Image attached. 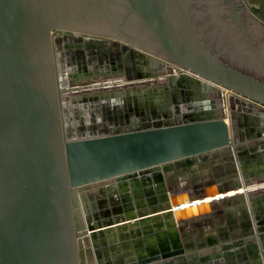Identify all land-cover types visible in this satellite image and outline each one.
Returning a JSON list of instances; mask_svg holds the SVG:
<instances>
[{"label":"water","instance_id":"1","mask_svg":"<svg viewBox=\"0 0 264 264\" xmlns=\"http://www.w3.org/2000/svg\"><path fill=\"white\" fill-rule=\"evenodd\" d=\"M124 1L144 27L149 41L147 47L132 44L134 51L150 62L164 61L183 74L201 79L202 83L218 86L264 108V73L234 65L235 56H223L199 45L196 28H187L190 19L182 12L186 0ZM213 1L217 5L222 2ZM51 4L47 1L38 4L37 0H0V264H85L87 254L97 247L105 228L114 224L91 223L94 217L86 216L82 206L85 192L87 196L101 191L106 194L109 191L104 188L106 183L129 184L167 168L197 164L208 157L216 164L220 153L225 156L231 148L234 152L239 150L236 125L231 131L217 111L215 116L205 111L193 120H183L186 114L183 112L175 122L162 125H150L146 119L145 125L127 126L105 136L65 139L61 104L64 92L57 82L51 33L76 31L80 26L51 17L40 23L38 15L36 20L29 16L34 10ZM232 5L235 17L246 14L260 28L256 32L264 33V22L248 1L240 0ZM210 10L217 14L216 7L215 12ZM216 14L215 18L222 17ZM229 28L233 34L235 29ZM106 36L125 41L116 35ZM39 50L43 52L41 58ZM184 76L179 80L167 78L161 85L149 79L154 83L145 85L143 82L147 80H141L142 77L150 76L136 79L120 75L116 77L119 80L111 81L124 83L112 88L110 95L106 93L107 87L94 89V83L88 85L87 91L80 86H69L67 92L77 89L78 96L72 97L75 104L113 96L124 103L152 101L162 89L167 92L174 85L185 90L191 88ZM108 79H101L99 85ZM239 172L243 179L239 178L240 181L235 174H230L218 180L204 176L208 179L196 184L172 186L171 203L166 205V211L171 213L173 208L169 206L175 207V217L180 222L202 208L211 206L217 210L221 203L231 206L241 202L248 187L257 181L243 167ZM242 188L245 192L241 194L220 197L205 206L182 208L183 204ZM247 196L256 213L258 192ZM183 254V250H171L142 264L162 258L177 261L175 257Z\"/></svg>","mask_w":264,"mask_h":264},{"label":"crops","instance_id":"2","mask_svg":"<svg viewBox=\"0 0 264 264\" xmlns=\"http://www.w3.org/2000/svg\"><path fill=\"white\" fill-rule=\"evenodd\" d=\"M246 1H248L251 7L256 9L257 17L264 22V0ZM176 72H178V70ZM180 74L185 75L184 77L187 79L190 78L193 80L190 81L192 85L188 90L197 93L196 98L199 104L205 107V110L202 112H210L212 116H215L216 111L217 113L219 112L221 114V119L225 118L228 122L229 129L232 131L234 128L233 118L236 119L239 116H244V114L241 112L236 113L232 110L230 97L227 96L228 93L225 92L224 103L221 94H218L219 96H217V99L219 100L215 102L213 98H211V94L219 93L222 88L218 86L215 88V85L213 86L206 82V84L203 85L199 78L197 79L186 73ZM198 81L200 83H198ZM198 84L199 86L196 88ZM210 89L214 91L211 92ZM159 93L161 94L160 97H164L166 90H161ZM92 102L93 101H88L87 103L91 106ZM130 102L134 103L135 101L131 100ZM254 110L256 116L253 118L260 119L258 124L259 126H263L264 121L261 119L264 117V111ZM134 119L140 124L144 123V119L142 118L135 116ZM241 138V144H248L247 147L255 146L254 142H258V156L262 159L261 161L257 163L250 162L248 166L244 168L245 166L243 167L242 164H239L238 157L235 153V162H233V165L225 162L223 160V154L220 153L218 159H216V163L218 164H214L211 168L209 167L207 170L208 173H204L205 175L210 174L211 177L214 178L213 180H218L230 174H235L238 180L239 178L243 180L242 177L239 176V171L243 167L245 173L252 174L251 177H253V174L258 177L261 176V178L258 179L259 182L257 181L256 184H251L241 202L235 205L226 206L221 203L220 208L217 210H213L211 206L202 208L198 210V212H195L193 216H187L183 221L179 222L175 217V212H171L174 213L171 215L168 212L162 211V209L166 208V202H168V200L169 203H171L169 195L171 187L168 184L164 192H162L163 197H159V204L162 207L159 212H153L151 210L154 196L145 193L146 189L143 187L139 189L132 188V190L129 188V193L132 198L127 204L123 201V197L127 192L123 193L124 191H119L118 187H116V189L119 193L113 194V198L111 194L110 198L109 196H102L100 199L101 206L100 203L97 202L95 209H97V213L101 214L103 217L104 213H109V217H111L112 220L110 218L107 220H111L110 222L114 224L111 227L105 228V233L99 237L98 264H142V262H146L153 256H163V254H166L171 249L183 250L184 254L175 257L176 259L178 258L177 261L172 260L173 258L169 260L162 258L155 263L145 264H264V149L262 145H260L261 142H264V133L260 136L253 135L248 137L245 135L244 137L241 136ZM248 153L251 155L252 152L249 151ZM197 170H199V168H197ZM199 172L200 174L198 172L195 174L194 171L193 175L192 172L190 173V166L185 164L175 168L171 175H176L178 179L177 186H182L185 183L196 184L202 180L208 179L207 177L204 178L201 171ZM251 180L253 179L251 178ZM141 185L146 186L144 184ZM137 192H141V194L137 195ZM232 192L233 194H231ZM243 192H245L243 188L241 191H230L224 194L226 195L224 198L230 196L229 194L233 196ZM254 192H258L255 205L256 213L253 212V209L247 201L249 198L247 194ZM218 196L219 195L210 196L204 201H196L194 206H198V204L205 206L206 203L213 201L206 202V200L214 199ZM108 198L109 202L113 201L112 203H116H114L115 205L112 207L120 208L119 211L113 212L111 210L112 212H103L105 206L103 201H106ZM96 201L97 199H91L90 203L93 205ZM183 205H189V203ZM126 207H129V211L126 210ZM169 207L172 208L171 206ZM191 207L192 206H189V208ZM168 214H170V216H168ZM128 220L130 221L128 222ZM101 225L104 226L106 224L104 223Z\"/></svg>","mask_w":264,"mask_h":264},{"label":"flooded vegetation","instance_id":"3","mask_svg":"<svg viewBox=\"0 0 264 264\" xmlns=\"http://www.w3.org/2000/svg\"><path fill=\"white\" fill-rule=\"evenodd\" d=\"M188 1L191 4V8L198 11V14L200 13L199 16H195V13L192 11L193 17L190 16V20L197 21L198 23H200L202 20L206 21L205 24L211 25H213V23L217 24V21L221 20L227 26L228 31H215L212 34V36L215 37L216 41H220L219 46L232 49L233 45H231V43L236 42L237 47H240L241 49L244 48L250 51L249 53L247 51V53H244V55H247L249 57L252 56L255 58L264 57V33L256 32L259 31L260 28L246 14H243L241 18L235 17V15H233L234 11L232 10V3L236 4L240 0H222L221 5H217V3H215L213 0ZM214 6L217 8V10L220 9L222 11V17L215 18L214 16H212V11L210 9L214 11ZM238 12L240 11L238 10L237 13ZM202 13L205 14V16H202ZM229 27L235 29V32L233 34H231V28ZM76 29L78 30H62V32H64V39L66 40V43L64 45V55H59L58 53H56V51L59 50V47H57L55 43L53 44L54 66L59 88H63L61 85L62 83H64L65 87H82L85 88V90L87 91L89 90L88 85H90L91 83H96L93 86H97L101 82V79H107L114 75H123L125 77L135 78L140 75L143 76L146 72L145 69H149L148 73H150L152 70H154V66H157L158 68V66L160 65L158 63L155 64L154 62H150L143 55L134 51L131 46L132 44H120L116 40H112L113 38L106 36H118V34L105 33L99 30H85L81 27H78ZM214 29H217V27H215ZM54 31H52L51 33L52 41L56 40L58 37L57 34L54 33ZM223 41H225L226 44L221 43ZM161 63L165 64L166 62L161 61ZM188 80L189 79H187L189 86L192 85L191 82H189ZM196 97V92L194 93L189 90L184 91L180 86L176 87L174 85L172 86V88H170L169 91L166 92L164 97L156 98V100H144L141 102L137 101L134 103L122 102V105H120L121 110L119 112L114 110L113 113H111L110 118L108 119L109 121H112L114 120V114L116 115V113H118L117 115H119V113H121L122 115H119L120 118L124 119L125 121L127 120L128 124H126L128 126H133L139 123L136 121V119H134L135 116L142 118L144 119V121H146V119H151V116L160 115L164 118L163 123L171 121L175 122L177 120V116L183 113V111H179V106L183 104H189V112L186 113L185 116H183V120H193L198 118L199 115L203 114L202 111L205 110V107L199 104L198 99ZM69 101V110L72 111L69 114H73L72 117L76 119H86L88 116V108L90 107V105L86 102L82 103L81 101H78L75 104L73 103L72 97H69ZM96 105L101 109V101H99ZM116 108L118 107H113L110 110ZM235 120L237 128L236 140L238 142L237 146L239 150L234 152L232 148L229 149V152H226V155L224 156L223 160L228 164L233 165V162H235V153L238 157L240 164H242L243 167L245 166L244 168H246V166H248L250 162L257 163L262 159H260V156H258L259 145L256 144L255 146L247 147L248 144H241V136H260L262 135V133H264V125L259 126L258 123L260 119L253 117L249 118L248 115L239 116ZM263 120L264 117L262 121ZM119 129H121V126H119L117 123L109 125V127H107L108 132ZM260 145H262L264 149V142H261ZM249 151L252 152L251 155L250 153H248ZM174 169L175 168H167L162 172H158L153 175L141 177L137 180L131 181V190L132 188H138L136 187V183L138 182L139 184L146 185L147 187L141 185V188L143 187L144 189H146L145 193H147L148 195L154 196L151 208L159 207L160 201L158 198H162V192H164L165 188L167 187V184L170 185V187L178 184V179L176 178V175H171ZM248 175L249 177L252 176V174ZM206 176L210 177L211 175L206 174ZM253 178H255L254 180H256L260 179L261 176L258 177L257 175L253 174ZM124 185L126 186L127 194L123 197V201L125 204H127L131 200L132 196L129 193V187H127L126 184ZM118 188L121 189V187ZM95 194L93 193L92 195V193H89L88 196L86 194L84 197H82V202L84 204L83 210L85 211L86 216L90 215V218L94 217L93 219H90L91 223H108L112 220V218L109 217V213H104L103 217L101 216V214L97 213L98 210L95 209L97 202H99L101 206V200L98 201L97 198L92 197ZM140 194L141 192H137V195ZM107 196H109L110 198V195ZM109 198L106 199V201H103L105 205L103 212H112L111 210H113V212L119 211L120 208L112 207L116 203H112L113 201L109 202ZM91 199H97V201L92 205L90 203ZM109 218L111 219L110 221L107 220ZM98 248L99 244L89 254H87L85 264H98Z\"/></svg>","mask_w":264,"mask_h":264},{"label":"rangeland","instance_id":"4","mask_svg":"<svg viewBox=\"0 0 264 264\" xmlns=\"http://www.w3.org/2000/svg\"><path fill=\"white\" fill-rule=\"evenodd\" d=\"M42 1H47V3H50V4L52 3V4L47 8H42V10L39 9L40 12L36 11V10H34L32 12L33 9L29 12V14H31V12H32V14L29 16L33 20H36L37 15H38L39 16L38 21L40 23H44L46 20L50 19V17L51 18H59L58 20L66 19L67 24L73 23L74 20H75V22L76 21L83 22L85 20V22H87V21L88 22L85 24L84 27H82L83 29L94 30V31L100 30L101 32H105V33L118 34L119 38L125 39V41H122V42L118 41L116 39H112V40H116L118 43H122V44L125 43L128 45L137 44V45L144 46V47H147L149 45L148 38L145 36L144 27L141 25V23H139L138 20H136L135 15L130 13L128 4L124 0H37L38 4H39V2H42ZM53 3H55V4H53ZM182 8H183V10H182L183 14L186 15L187 17H190V16L193 17V12L195 13L194 14L195 16L200 15V13L198 14V11L191 8V4L188 0L185 2V4L182 5ZM91 12H93V13H91ZM95 14L97 15V17ZM215 14L216 13H214L212 15L215 16ZM216 15L221 16L222 11L220 9H218ZM202 16H205V15L202 13ZM69 21H73V22H69ZM90 21L93 23L95 22V23L91 24V23H89ZM99 21H100V23H99ZM108 21L110 23H108ZM188 22H189L188 23L189 26H187V28H189L191 30L196 28V42L199 45L206 47L208 50H211L214 52L216 51L217 53H222L223 56H235V59L237 61L235 60L234 65H238L241 68H243V67L251 68V70H256L258 72L264 73V57L255 58L252 56L249 57L247 55H244V53L245 54L247 53V50L244 48L241 49L240 47H237L236 42L231 43V45H233L232 49L219 46L220 41H216L215 37H213V36L211 37V34H213L215 31H218V32H225L226 31L227 26L224 24L223 21H217V24L213 23V25L205 24L206 21H202V20L200 23H198L197 21H191V20L190 21L188 20ZM86 25L88 26V28ZM90 25L91 26L95 25V26H92V28H91V27H89ZM100 25H102V26L105 25V26H103V28H102V26H100ZM99 26L101 29H99ZM215 27H217V29H214ZM93 28H95V29H93ZM106 29H108L110 31H108ZM54 33L57 34V36H58L56 40H53V44L55 43L57 45V47H59V50L56 51V53H58L59 55L60 54L64 55L65 54L64 45L66 43V40L64 39V35H63L64 32H62V30H55ZM106 39H107V37H106ZM221 43L226 44L225 41H223ZM35 45H36V42L34 43V46ZM41 51H42V49H41ZM34 53L36 55L37 52L35 51ZM42 54H43V52H40V50H39V52H38L39 58L42 57ZM38 55L35 56L36 60H37ZM145 70L147 72V69H145ZM159 72H161V71H159ZM180 73H182V71L178 70V72H176V74L175 73L174 74H168L166 76V79L168 78L170 80V78H175L176 80H179L178 78L181 77ZM116 77H119V75L118 76L117 75L111 76L108 79L109 81H107L103 85L98 84L97 87L96 86L94 87V89L97 90L100 88L107 87V88H105L106 93H108V95H110L109 93L114 91L112 88L118 87L122 83H124V81L123 82L117 81L115 83L114 82L112 83V81H111L112 79L119 80V79H116ZM139 77L141 78L142 76L140 75V76H137L135 78L140 79ZM149 79H151V78H149ZM187 85H188V83H185V86H187ZM110 88H111V90H110ZM171 88H172V86H171ZM181 88H182V90L185 91V88H183V87H181ZM107 89H109L110 91ZM91 90H93V89H91ZM210 90H212V89H210ZM226 92L228 93L227 96L230 97L229 98L230 104H231L232 110L234 112H236V113L241 112L244 115H248L249 118H252V117L256 116L254 109L261 110L262 112L264 111V108H261L258 105L253 104L246 99H244V100L240 99L239 96L232 95L228 91H226ZM218 94L219 93H217V95ZM224 95H226V94H224ZM235 96H237V97H235ZM222 97H223V99H225L224 96H222ZM211 98H212V94H211ZM128 103H129V101H128ZM96 104H98V101H95V99H94L91 106L88 108L87 118L86 119L83 118L82 120L72 117L73 114L72 115L69 114L72 111H70L68 107L65 109V114L63 116V127H64V138L65 139L85 138V137H93V136H105V135H108V133H109L107 130V127H109V125H113L115 123H117L119 126H121V128L128 126L127 120L125 121L124 119L120 118L119 115H122L121 113H119V115H117L118 113H116V115L114 114V118H113L114 120H112L113 122L109 121V119H108V118H110V115H111V113H113L114 110L118 111V112L121 110V108H120V105H122L121 99H119L118 97H115V96L110 97V98L109 97L105 98L104 101L101 102V109ZM65 105H68V104H65ZM181 106H179L180 107L179 111H181V109H182V111L184 110L185 113L189 112V108H190L189 104H183ZM113 107H118V108L110 110ZM63 111H64V109H63ZM98 111H100V112H98ZM177 113H179V112H177ZM256 113H257V111H256ZM233 121L235 123L234 125H236L235 118H233ZM109 122H112V123H109ZM148 122L150 125H158V124L162 125L164 122V118L160 115H155V116H151V119L149 118ZM145 124H146V121H144L143 125H145ZM212 160L213 159L211 157H208L204 160H200V162L197 164L195 163L193 165H189L190 166V173L192 172V174H193L195 171V174H197V172L200 174L199 171H201L203 173V175H205L204 173H208L207 170L209 169V167L211 168L214 165ZM217 164L218 163H216V165ZM197 168H199V170H197ZM256 181L259 182L258 179H256ZM106 186H108V185H106ZM136 187H138V189H139V187L141 188V184H139V182L136 183ZM173 187L176 188L177 185H174ZM125 189L126 188H124V190L119 189V191H124L123 193H126L127 191ZM86 193L87 192H85V194ZM85 194H84V196H85ZM106 194L110 195L109 191H107ZM106 194L103 191H101V193L100 192L96 193L92 197L100 200L101 197L102 196L104 197ZM115 194H116V192H115ZM111 196L113 198V195H111ZM82 206L84 207L83 202H82ZM121 208L124 209L123 207H121ZM126 210L129 211V207H126ZM151 210L153 211V208ZM159 211H161V210H155V212H159ZM162 211L166 212V208H165V210L163 209ZM186 236H187V234H186Z\"/></svg>","mask_w":264,"mask_h":264},{"label":"bare ground","instance_id":"5","mask_svg":"<svg viewBox=\"0 0 264 264\" xmlns=\"http://www.w3.org/2000/svg\"><path fill=\"white\" fill-rule=\"evenodd\" d=\"M97 11V10H96ZM91 13H93V12H91ZM90 13V14H91ZM94 15V14H93ZM96 15V14H95ZM96 17H97V15H96ZM71 19V18H70ZM69 19V20H70ZM75 19V18H74ZM105 19V18H104ZM107 19V18H106ZM66 20V19H65ZM72 20V19H71ZM100 20V19H99ZM87 21V20H86ZM69 22H73V21H69ZM88 22V21H87ZM87 22H85V20L83 21V22H79V21H76L75 22V20H74V22L73 23H68V25H77V26H80V27H84L85 26V24L87 23ZM106 22V21H105ZM67 23V20H66V22H65V24ZM89 23H93V22H89ZM95 23V22H94ZM93 23V24H94ZM97 23V22H96ZM99 23H100V21H99ZM103 23V22H102ZM107 23V22H106ZM108 23H110L109 21H108ZM87 26V25H86ZM92 26H95V25H92ZM92 26L90 25L89 27H91L92 28ZM100 26H102V25H100ZM100 26H99V29H101L100 28ZM103 26H105V25H103ZM103 26H102V28H103ZM107 27V26H106ZM78 28V27H77ZM87 28H88V26H87ZM93 29H95V28H93ZM98 29V28H97ZM106 30H108V29H106ZM105 30V31H106ZM100 31V30H99ZM108 31H110V30H108ZM114 32V31H113ZM121 44V43H120ZM124 44V43H123ZM150 64V63H149ZM155 68H154V70H152L150 73H148V70L149 69H147V72L144 74V75H147V76H150V77H142V79L141 80H147L146 82H143V84H145L146 85V83H148V84H153L154 83V81H148L149 80V78H151V80H155V82H157V83H160V85L161 84H165L166 82H167V79H166V76H167V74H173L174 72L176 73V71L177 70H175L176 69V67H172V65H170V66H168V65H166V64H162V63H160V65L158 66V68H157V66H154ZM157 70H160L161 72H159V75L157 76V77H155L154 76V74H155V72L156 73H158L157 72ZM162 71L164 72V74L162 73ZM95 79H97V78H95ZM94 80V79H93ZM91 81V80H90ZM99 81V80H98ZM190 81H193L192 79L190 80ZM197 81V80H196ZM86 82V81H85ZM197 83V82H196ZM198 83H200L199 81H198ZM96 84V83H95ZM94 84V85H95ZM98 84V83H97ZM142 84V85H143ZM192 84V83H191ZM206 83H203V85H205ZM64 85V86H63ZM73 85V84H72ZM84 85V84H83ZM62 87H65V84L64 83H62V85H61ZM214 86V85H213ZM97 87V86H96ZM209 88V87H208ZM215 88H216V86H215ZM111 89V88H110ZM162 90H164V89H162ZM166 90V89H165ZM161 91V90H160ZM159 91V92H160ZM211 92H213L214 90L212 89V90H210ZM224 91V92H223ZM225 90H220V92H219V94H221V96H224V94H225ZM88 93H90V92H88ZM78 92H72V93H70V94H68L69 95V97H74V96H78ZM159 94V96H157L156 98H159L160 96H161V94L160 93H158ZM223 94V95H222ZM217 96H219V95H217V93H212V98H213V101H215V102H217L219 99H217ZM145 97V96H144ZM156 98H154V99H156ZM222 98V97H221ZM241 98V97H240ZM211 99V98H210ZM223 99V98H222ZM221 99V100H222ZM100 101L101 102H103L104 101V99L102 100V99H100ZM99 102V101H98ZM123 102V101H122ZM222 102V101H221ZM223 103H224V99H223ZM223 103H221V104H223ZM206 105V104H205ZM219 105H220V103H219ZM221 106V105H220ZM222 107V106H221ZM218 108H219V106H218ZM222 110V109H221ZM224 110V109H223ZM222 112V111H221ZM222 114H223V112H222ZM131 183V182H130ZM130 183L128 184V183H126V185H127V187H129L130 189H131V186H130ZM105 185H108V186H105L104 188H107L108 190H109V193L111 194V195H113V194H115V192L116 193H119V191L117 190V189H115V186L116 187H120V186H125L124 185V183L123 184H115V183H113V184H111V183H106ZM239 191H241V190H239ZM167 194V193H166ZM231 194H233V192L231 193ZM231 194H229L230 196H231ZM162 196V195H161ZM226 197V195H222V197ZM163 197V196H162ZM165 197V196H164ZM221 197V196H220ZM219 196L218 197H216V198H214V199H208V200H206V202L207 201H211V200H215V199H217V198H220ZM159 199V198H158ZM160 201V200H159ZM171 202V201H170ZM202 203V202H201ZM166 204H170L169 203V200H168V202H166ZM195 205V202H193L192 204H189V205H183L182 206V208H189V206H194ZM173 209H172V212H177L176 211V208L175 207H173V206H171ZM162 207L160 206V204H159V207H153V212H155V210H160ZM165 209V208H164ZM163 210V209H162ZM166 212H168V211H166ZM170 214H174V213H170ZM177 214V213H176Z\"/></svg>","mask_w":264,"mask_h":264},{"label":"built area","instance_id":"6","mask_svg":"<svg viewBox=\"0 0 264 264\" xmlns=\"http://www.w3.org/2000/svg\"><path fill=\"white\" fill-rule=\"evenodd\" d=\"M77 89H75V91H76ZM62 91L64 92L63 93V96H62V113H63V116H64V114H65V109L68 107L69 108V95L68 94H70V93H68L67 92V87H63L62 88ZM77 92V91H76ZM65 104H68V105H65ZM63 109H64V111H63Z\"/></svg>","mask_w":264,"mask_h":264}]
</instances>
